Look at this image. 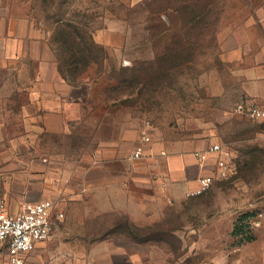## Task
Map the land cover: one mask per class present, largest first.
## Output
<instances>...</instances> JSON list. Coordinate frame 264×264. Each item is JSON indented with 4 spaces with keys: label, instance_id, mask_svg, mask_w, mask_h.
<instances>
[{
    "label": "rangeland",
    "instance_id": "obj_1",
    "mask_svg": "<svg viewBox=\"0 0 264 264\" xmlns=\"http://www.w3.org/2000/svg\"><path fill=\"white\" fill-rule=\"evenodd\" d=\"M8 1L29 15L38 42L30 78L25 67L20 92H7L16 108L4 126L11 198L4 201L16 213L52 199L65 215L29 264H222L224 247L237 243L232 231H264V220L255 224L264 211V120L236 114L233 92L213 95L220 81L230 83L209 75L219 64L205 60L204 50L214 46L188 43L202 40L203 28L191 21L209 0ZM71 25L90 48L80 75L69 65L81 46ZM69 32L70 43H58ZM208 130L230 171L204 194L176 203L163 205L142 164L115 156L134 153L144 135L151 145ZM102 145L117 151H99ZM128 172L130 211L139 221L104 211L109 198L122 195L91 186Z\"/></svg>",
    "mask_w": 264,
    "mask_h": 264
},
{
    "label": "crops",
    "instance_id": "obj_2",
    "mask_svg": "<svg viewBox=\"0 0 264 264\" xmlns=\"http://www.w3.org/2000/svg\"><path fill=\"white\" fill-rule=\"evenodd\" d=\"M201 18L203 22L199 21ZM194 19L191 22H194L196 30L203 28V32L199 34L202 40L199 41L198 36L189 37L188 43L214 46L210 50H204L205 60L219 64L218 67L213 65L209 69V75L229 78L228 84L220 81L219 90L213 95L223 97L233 92L236 106L245 100H253L264 107V0H209L201 10L196 8ZM37 42L35 24L30 21L29 15L20 16L10 1L0 0V201L11 199L10 194L5 191L4 171L7 162L3 142L8 136L4 132V126L11 123L16 104L7 92H20L17 87L18 79L24 74L25 67V73L30 78V62L34 64L37 59ZM42 62L45 64V59ZM34 72L31 74L32 84L36 80ZM61 106L62 103L59 104ZM144 137L145 135L139 137L144 148L142 158H133V152L120 156L115 153V156L129 165L142 164L146 175L156 178L154 187L161 192L163 205L183 200L198 187L201 177L214 174V164L209 161L202 166L197 157V153L205 152L215 144L212 130L205 131L199 138L189 135L168 143L153 142L151 145V139L146 142ZM137 139L136 135L134 140ZM103 150L117 151V148L102 145L99 151ZM123 178L120 179L117 173H110L107 181L101 180L91 186L122 195L111 197V200L109 198L104 211H121L132 220L139 221L137 217L133 218L128 202L131 173H123ZM230 237L236 238L237 243L224 247L222 264H264V231L260 228L250 233L234 230ZM114 246L121 245L114 243ZM123 248L125 253L127 249L125 246ZM38 249L39 247L35 252ZM116 249L110 252L117 253ZM240 252L243 256L238 255ZM114 264L127 263L115 261Z\"/></svg>",
    "mask_w": 264,
    "mask_h": 264
},
{
    "label": "built area",
    "instance_id": "obj_3",
    "mask_svg": "<svg viewBox=\"0 0 264 264\" xmlns=\"http://www.w3.org/2000/svg\"><path fill=\"white\" fill-rule=\"evenodd\" d=\"M235 113L254 119L264 120V107L253 100H245L235 107ZM148 142L150 137L146 135ZM223 148L220 144L212 145L207 151L197 153L200 164L205 166L211 161L215 172L199 179V185L188 196H199L210 189L216 176L228 175L229 165L220 157ZM144 156V148L139 146L133 157L140 159ZM212 158V159H210ZM63 212L58 211L52 199L30 203L18 212H11L4 200L0 201V264H29L28 257L41 244L49 241L56 231L58 222L64 219ZM255 224L260 225L264 220V211L259 212Z\"/></svg>",
    "mask_w": 264,
    "mask_h": 264
},
{
    "label": "trees",
    "instance_id": "obj_4",
    "mask_svg": "<svg viewBox=\"0 0 264 264\" xmlns=\"http://www.w3.org/2000/svg\"><path fill=\"white\" fill-rule=\"evenodd\" d=\"M70 27L75 30L77 37H80L81 42H79V44L81 46H80V50L77 52L78 56L74 54L73 61H69V65L72 69L75 70V72L78 75H80L85 70V67H87L86 57L89 53L90 48H89V45L84 42V35L82 34V31L80 30V28L75 25H71ZM63 37L64 38L61 41H58V43L59 42L63 44L70 43V37H71L70 32H69V36L64 35ZM57 59H58V63H60L61 60L59 58ZM81 63H85V65L83 67H78L77 65ZM58 70L60 71V68Z\"/></svg>",
    "mask_w": 264,
    "mask_h": 264
}]
</instances>
